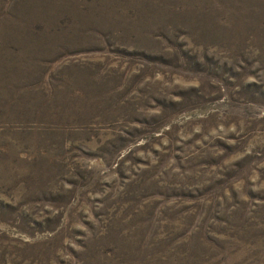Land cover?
<instances>
[{
	"label": "rangeland",
	"instance_id": "1",
	"mask_svg": "<svg viewBox=\"0 0 264 264\" xmlns=\"http://www.w3.org/2000/svg\"><path fill=\"white\" fill-rule=\"evenodd\" d=\"M0 264H264V0H0Z\"/></svg>",
	"mask_w": 264,
	"mask_h": 264
}]
</instances>
